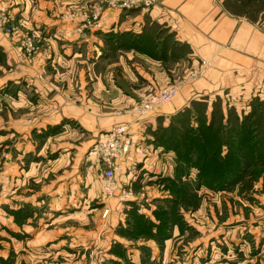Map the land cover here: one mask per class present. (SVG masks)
<instances>
[{
    "label": "crops",
    "instance_id": "obj_1",
    "mask_svg": "<svg viewBox=\"0 0 264 264\" xmlns=\"http://www.w3.org/2000/svg\"><path fill=\"white\" fill-rule=\"evenodd\" d=\"M100 1L0 0V9L13 14L20 28L43 35V48L35 60H51L50 70L43 73L47 80L40 79L38 69L11 78L18 88L16 102L23 101L25 88L51 95L50 102L58 112L52 117L50 113L47 126L61 124V133H67L71 130L67 126L75 122L79 126L76 134L86 133L91 138L85 143H95L115 126L125 125L133 143L132 160L120 162L117 181L130 191L126 206L136 204L138 212L144 214L141 208L145 205L150 209L145 215L154 219L152 210L158 205L166 207L173 199L169 193L173 183L190 181L193 172L188 169L180 174L176 153L157 145L151 131L159 123L167 124L194 99L205 97L211 104L219 97L224 110L234 107L243 109L241 113L264 102V0L262 8L260 0H252L250 17L243 12L240 0H156L148 10L105 6L97 23L87 21L81 27L86 20L83 13ZM68 8L77 15L63 17ZM6 43L11 42L0 36V45L5 47ZM104 46L108 50L100 56ZM87 61L90 63L85 67ZM54 62L59 68L52 67ZM101 62H106L102 69ZM23 80L26 85H20ZM170 85H179L178 95L171 102L145 115L134 111L140 101ZM28 143L33 145L31 137ZM60 147L47 152L55 153V162L67 161L63 166H0V264H21L23 257L33 263L45 260L64 264L73 260L68 255L86 250L91 256L85 260L81 255L73 263L90 259L93 263L94 253L99 252L98 229L70 227L69 232L68 222H77L81 229L84 221L100 219L102 187L95 179L102 177V166L87 155L83 158ZM135 148L144 149L145 155ZM91 161L100 175L92 170ZM143 200L151 203L144 204ZM109 203L103 204V210L110 207L114 212V204ZM251 233L254 238H263L253 240L255 249L264 245V230ZM178 235L174 229L165 245L156 246V261L165 262ZM220 237L227 243L230 236L226 239L221 232ZM231 243L237 252L248 244L242 238ZM221 246L223 250L230 247ZM194 247L187 263L183 256L174 255L170 260L198 264L195 260L200 250ZM261 251L249 257L251 263L260 260ZM106 257L111 258L109 252ZM207 261L204 257L201 264Z\"/></svg>",
    "mask_w": 264,
    "mask_h": 264
},
{
    "label": "rangeland",
    "instance_id": "obj_2",
    "mask_svg": "<svg viewBox=\"0 0 264 264\" xmlns=\"http://www.w3.org/2000/svg\"><path fill=\"white\" fill-rule=\"evenodd\" d=\"M100 4L102 9L108 6V3L104 0H101ZM93 6L96 5L90 7ZM66 13L68 17L77 15L69 8L63 13V17ZM19 31L22 34H19ZM33 32V30L27 28H20V24H18L13 14L0 9V36L11 42L6 43L5 47L0 45V166L5 164L27 166L30 163H38L40 166L51 164H61L63 166L65 162L67 164V161H53L55 153L53 152L54 154L50 155L47 150L51 149L54 151L61 146L60 148H68L71 152H78L84 158L95 144L92 141L85 143V140H91L88 134H82V132H80L81 134H76L75 131H77L79 126L75 122L67 126L71 128L67 133H61V124L47 126L50 116H56L58 112V108L53 107V101L50 102L51 95L34 93L32 90L27 92L28 89L25 88L21 94L23 101L20 103L16 102L18 101L16 99L18 88H15V84L11 80L14 75L38 69L42 74L40 79L44 81L47 80L43 77L44 69L50 70L51 60H35V55L41 52L43 48V35H36ZM104 48L100 56L108 50L107 46H104ZM89 55H91V51H89ZM87 63L90 62H85V67ZM104 63L106 62H101L100 64L99 67L101 69L104 67ZM55 65L59 68L56 62L52 63L53 68H55ZM22 84L26 85L27 83L23 80L20 81V85ZM86 92L89 94L88 91ZM56 94L59 95V93ZM28 95L30 98H28ZM212 98L214 97L212 96ZM237 111L241 113L243 109H237ZM244 112L246 113L248 110ZM42 126H45V128H42ZM12 128H15V131ZM30 137L35 147L28 143ZM80 141H83V143L79 144L76 149L75 146ZM70 146L72 147L70 148ZM44 151L47 153H44ZM23 152L25 153L23 154ZM175 159L177 160L176 157ZM89 164H91L94 171L96 163L91 161ZM180 164L187 171V164L183 162ZM257 164L251 167L243 166V169H241L243 171L236 183L229 184L227 187L221 189L205 186L198 179L197 169L190 168V171L193 172L190 181L185 179L175 190H169V193L177 200V205L175 206L177 208L173 211L175 216L172 215V211L168 205L166 207L158 205L156 208L165 209L167 212L164 217L166 219V228L170 229V233L172 230L177 229L179 235L174 237L175 242L172 245L175 246H173V252L169 253L165 262L162 260L156 261L159 258L156 249L158 246L160 248L165 245L167 239L164 242H159L155 236L153 237V234L143 230L140 231L136 225L131 232L132 234H127L126 230L131 224L129 223V226V218L126 216L124 209L128 208L126 205L130 201L126 202L120 199L119 195L105 197L104 179L98 177L99 179L95 180L98 183L100 180L98 185L100 188L102 187V195H100V219L84 221L81 229H79L77 222H68L69 232L72 230L70 227L85 231L93 229L94 232L98 229L100 232L99 252L94 253L93 263L90 259V262L83 261L81 264H177V262L170 260L174 255L178 257L183 256L184 262L187 263L186 260L194 246L200 250L199 259L195 260L198 264H201V260L204 257L208 260L207 264H264V245L261 246L259 244L255 249L253 243L254 239L263 240V238H254L251 233V231L264 230V163L260 161ZM97 174L100 175L98 172ZM115 198V204L111 203V200ZM107 200H109L110 206L114 204V212L108 206H106L108 208L105 207L106 209L103 210V204L106 205ZM148 201L151 203L150 200H143V203L146 204ZM147 209L148 207L144 205L141 208V212L148 214L150 209H148V212ZM174 218L179 220L177 221L178 223L172 221ZM148 223L152 224L151 222ZM151 227V232L155 233V227ZM130 231L131 227L127 232ZM221 232H223L226 239L230 236L227 243L222 240L223 236L222 238L220 237ZM240 234L243 237H240ZM241 238L245 239L248 244L244 247V251L237 252L231 242L241 241ZM221 245H229L230 247L223 250ZM247 247L249 249L246 251ZM251 247L253 249H250ZM209 248L217 253L212 254ZM262 249L263 251L258 255L260 260L257 263H251L249 257ZM223 251H225L224 254ZM108 252L111 258L106 257ZM250 252L253 254H250ZM210 253L213 256H210ZM81 255L85 260L91 256L87 250L80 254H71L67 257L73 260L65 261L64 264H79L73 262L77 258L79 260ZM178 257H174V259ZM21 260V264L50 263L44 262L45 260L33 263L31 260L26 261L24 257ZM55 263L59 264V262H52V264ZM181 264H183L182 261Z\"/></svg>",
    "mask_w": 264,
    "mask_h": 264
},
{
    "label": "trees",
    "instance_id": "obj_3",
    "mask_svg": "<svg viewBox=\"0 0 264 264\" xmlns=\"http://www.w3.org/2000/svg\"><path fill=\"white\" fill-rule=\"evenodd\" d=\"M240 5L250 17L252 0H240ZM262 6L263 0H260L259 8ZM151 133L157 145L176 153L179 163L187 164L188 169H197L198 179L205 186L225 188L236 183L243 166L264 163V102L246 113H239L233 107L224 110L219 97L211 104L205 97L194 99L188 107L174 114L167 124L159 123ZM179 167V173L184 174L186 170L182 164ZM181 183H173L170 190H175ZM167 205L174 215L177 200L173 198ZM124 210L129 218L128 224H131V231L127 232L129 227L127 234H132L136 225L140 231L153 234L159 242L170 236V229L165 224V209L154 208V219H149L152 221L138 212L136 204ZM172 221L178 223L179 220L174 218ZM151 226L155 227V233L151 232Z\"/></svg>",
    "mask_w": 264,
    "mask_h": 264
},
{
    "label": "built area",
    "instance_id": "obj_4",
    "mask_svg": "<svg viewBox=\"0 0 264 264\" xmlns=\"http://www.w3.org/2000/svg\"><path fill=\"white\" fill-rule=\"evenodd\" d=\"M108 6L118 7L122 10H132L138 8L140 10H148L156 4V0H104ZM88 13H83L86 19L84 27L88 22L97 23L101 17V4L91 7ZM67 15V13L65 14ZM99 26V24L97 25ZM178 86L170 85L166 89L156 92L148 96L145 100L138 103L134 111L139 115H145L152 111L155 107L167 104L178 94ZM127 127L125 125H117L110 132L98 139L88 151L87 156L99 162L102 166V178L104 179V195L105 197L117 196L120 199L128 201L131 198L130 191L119 186L117 181V172L122 160H132V140L126 134ZM134 151L141 155H145L142 148H135ZM118 192L116 193V191Z\"/></svg>",
    "mask_w": 264,
    "mask_h": 264
}]
</instances>
